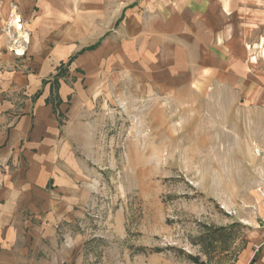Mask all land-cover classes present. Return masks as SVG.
<instances>
[{
    "label": "rangeland",
    "instance_id": "obj_1",
    "mask_svg": "<svg viewBox=\"0 0 264 264\" xmlns=\"http://www.w3.org/2000/svg\"><path fill=\"white\" fill-rule=\"evenodd\" d=\"M4 3L0 104L11 107L0 113V154L15 155L0 159V264H260L262 106L236 92L229 75L195 74L167 57L176 69L161 70L151 63L156 48L136 67L121 64L111 47L109 57L85 52L65 67L59 84L75 96L59 106L55 135L32 141L12 131L4 151L5 124L24 116L37 91L51 98L42 80L77 54L56 63L57 48L35 47L29 36L15 55ZM257 33L245 49L264 67V25ZM42 52L48 60L38 63ZM19 154H51V178L28 176Z\"/></svg>",
    "mask_w": 264,
    "mask_h": 264
},
{
    "label": "crops",
    "instance_id": "obj_2",
    "mask_svg": "<svg viewBox=\"0 0 264 264\" xmlns=\"http://www.w3.org/2000/svg\"><path fill=\"white\" fill-rule=\"evenodd\" d=\"M4 6L16 7L23 18L30 40L35 47H56V63L72 56L84 48L99 43L89 51L116 47L118 60L126 64L134 60L135 67L143 59L146 48L157 52L151 63L157 68L176 69L169 64L189 63L195 74L209 72L212 77L229 75L231 84L239 93L262 106L264 115V67L258 58L250 60V49L264 25V0H4ZM6 7V6H5ZM113 23L117 34L114 40L108 28ZM264 51V50H263ZM263 53V52H262ZM84 54V53H83ZM83 54L78 55L76 59ZM153 54V52H151ZM263 55V54H262ZM172 56V57H171ZM174 56L176 58H174ZM47 54L39 53L37 62L47 61ZM263 57V56H262ZM171 58V59H170ZM264 59V57H263ZM153 66V67H154ZM186 68L187 67H183ZM201 76H204L203 74ZM190 79L192 75L188 76ZM177 78V76L175 77ZM47 92L31 104L29 100L24 116L14 126L6 128L2 142L8 148L11 132L23 133L31 140H41V135L52 137L58 132L55 122L43 123L46 112L53 119L49 106H45ZM73 90L61 83L59 96L63 102L73 95ZM31 105L33 113L31 114ZM6 102L0 104V113L10 110ZM49 107V108H48ZM6 121V120H5ZM1 123V122H0ZM22 125L20 131L17 128ZM46 126V127H45ZM39 135V136H36ZM1 142V143H2ZM15 154H0L4 161ZM18 155V154H17ZM20 163L28 176L35 173L43 180L52 175L51 154H19ZM51 160V161H50ZM264 162V159H263ZM23 172V171H22ZM25 172V171H24ZM258 182L264 183V164L256 170ZM39 179V177H38ZM42 179L38 181L41 185ZM36 182L30 186L34 188ZM249 262V261H248ZM248 262L246 264H248ZM264 264V257L258 262ZM255 264V263H254Z\"/></svg>",
    "mask_w": 264,
    "mask_h": 264
},
{
    "label": "trees",
    "instance_id": "obj_3",
    "mask_svg": "<svg viewBox=\"0 0 264 264\" xmlns=\"http://www.w3.org/2000/svg\"><path fill=\"white\" fill-rule=\"evenodd\" d=\"M99 46V43L93 45V46H89L87 48L82 49L81 51H79L76 55L72 56L67 64H60L56 74L53 76V79L51 81L48 80H42L41 82V87H44L45 85H49V91H50V95L51 98H46L44 100V104L45 106H49L50 107V111L52 113V115L55 116L56 118V122H57V128L58 130L60 129V127L62 126V122L60 120V116L61 114L59 113V106L63 103L58 92H59V88H60V84L59 82L65 78V73L67 72V69L70 64L72 63V61L78 56L81 55L85 52H89V51H93L95 50L97 47ZM65 65V66H64ZM66 67V68H65ZM42 95L41 90L37 91L34 96L32 97V101L35 102L40 96Z\"/></svg>",
    "mask_w": 264,
    "mask_h": 264
},
{
    "label": "built area",
    "instance_id": "obj_4",
    "mask_svg": "<svg viewBox=\"0 0 264 264\" xmlns=\"http://www.w3.org/2000/svg\"><path fill=\"white\" fill-rule=\"evenodd\" d=\"M10 7L11 8H10L9 15H8L7 27L9 29V32L12 30L15 34H17V38H18L14 41V43L17 45H16V49H14L13 51H14L15 55L23 56L25 54V51H26V46L28 45V42H29V33L25 27L26 23L23 20V18L18 14L16 7L13 5H10ZM18 29L19 30L22 29V31L27 34V40H24V39L19 37V35H18L19 30ZM18 49H21L22 52L18 53L17 52ZM256 191H257V193L260 194L261 197L264 198V183L263 182H260L259 184H257ZM260 221H261V225L264 229V215L260 218Z\"/></svg>",
    "mask_w": 264,
    "mask_h": 264
},
{
    "label": "bare ground",
    "instance_id": "obj_5",
    "mask_svg": "<svg viewBox=\"0 0 264 264\" xmlns=\"http://www.w3.org/2000/svg\"><path fill=\"white\" fill-rule=\"evenodd\" d=\"M18 30H19V29H18ZM18 35H19L20 38H22V39H24V40H27V34H26L25 32H23L22 29H20V30L18 31ZM17 52H18V53H21L22 50H21V49H18Z\"/></svg>",
    "mask_w": 264,
    "mask_h": 264
}]
</instances>
